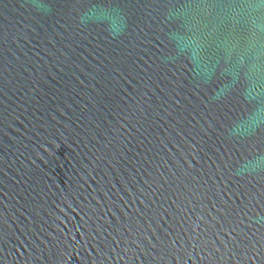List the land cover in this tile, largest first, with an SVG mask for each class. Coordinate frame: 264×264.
<instances>
[{"label": "water", "instance_id": "water-1", "mask_svg": "<svg viewBox=\"0 0 264 264\" xmlns=\"http://www.w3.org/2000/svg\"><path fill=\"white\" fill-rule=\"evenodd\" d=\"M0 264H264V0H0Z\"/></svg>", "mask_w": 264, "mask_h": 264}]
</instances>
